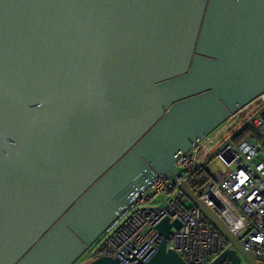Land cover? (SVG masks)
I'll return each mask as SVG.
<instances>
[{
  "label": "water",
  "instance_id": "1",
  "mask_svg": "<svg viewBox=\"0 0 264 264\" xmlns=\"http://www.w3.org/2000/svg\"><path fill=\"white\" fill-rule=\"evenodd\" d=\"M261 93L264 0H0V264H72ZM178 188L229 243L208 264L264 263ZM179 227L155 225L144 264H186L166 246Z\"/></svg>",
  "mask_w": 264,
  "mask_h": 264
},
{
  "label": "built area",
  "instance_id": "2",
  "mask_svg": "<svg viewBox=\"0 0 264 264\" xmlns=\"http://www.w3.org/2000/svg\"><path fill=\"white\" fill-rule=\"evenodd\" d=\"M243 112L246 119L225 136L243 118H238ZM225 121L178 155L175 175H157L131 197L72 264H85L99 256L115 258L116 264H144L157 250L161 235L155 225L163 218L180 223L179 229H172L166 246L186 264H208L229 243L178 188L200 167L210 174L201 200L246 250L264 255V93ZM213 158L225 168L210 169L208 162Z\"/></svg>",
  "mask_w": 264,
  "mask_h": 264
},
{
  "label": "trees",
  "instance_id": "3",
  "mask_svg": "<svg viewBox=\"0 0 264 264\" xmlns=\"http://www.w3.org/2000/svg\"><path fill=\"white\" fill-rule=\"evenodd\" d=\"M241 135H243V133H241ZM208 180H210L209 172L205 169V167H200L190 175L188 183L192 190L197 194L202 191L204 184Z\"/></svg>",
  "mask_w": 264,
  "mask_h": 264
},
{
  "label": "rangeland",
  "instance_id": "4",
  "mask_svg": "<svg viewBox=\"0 0 264 264\" xmlns=\"http://www.w3.org/2000/svg\"><path fill=\"white\" fill-rule=\"evenodd\" d=\"M241 117H243V118H242L241 120H239V121L237 122V124L234 125L233 128H231V129L225 131V133H224L225 136L231 134V133L234 132L237 128L240 127V125H241V124L243 123V121L246 119V112H243V113H241V114L238 116L239 119H240ZM225 123H226V121H224V122L221 124V126L224 125ZM208 167H209L210 169H220V168H225V167L223 166V164L221 163V161H220L219 159H217V158H213V159H211V160L208 162ZM200 194H201V192H198V193H197L198 196H200ZM190 204H192V203L190 202Z\"/></svg>",
  "mask_w": 264,
  "mask_h": 264
}]
</instances>
